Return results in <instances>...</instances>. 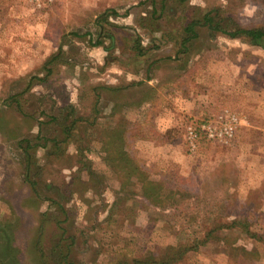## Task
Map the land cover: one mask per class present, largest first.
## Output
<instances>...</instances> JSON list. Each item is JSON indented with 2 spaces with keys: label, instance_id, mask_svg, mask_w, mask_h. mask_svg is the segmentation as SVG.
I'll use <instances>...</instances> for the list:
<instances>
[{
  "label": "rangeland",
  "instance_id": "374dc122",
  "mask_svg": "<svg viewBox=\"0 0 264 264\" xmlns=\"http://www.w3.org/2000/svg\"><path fill=\"white\" fill-rule=\"evenodd\" d=\"M187 4L183 11L169 0L164 27L150 32L142 20L150 16L151 0H0V110L9 126L20 127L19 138L36 135L38 124L23 121L4 101L23 90L31 74L43 75L60 46L70 64L60 63L46 85H34L28 112L44 119L69 106L89 116L80 123L86 131L79 144L87 145L82 163L74 143L63 159L48 156V146L35 150L44 169L38 188L69 212L77 264L126 259L132 264L169 244L203 239L215 219L237 224L220 229L176 264H264L263 242L248 235L264 236V41L254 44L203 29L185 57L174 44L182 24L210 8H218L233 25L264 26V0ZM101 14L105 29L97 22ZM106 32L114 33L113 50L105 48L111 45ZM138 37L148 48L144 56L132 49ZM98 40L103 45H95ZM105 84L113 88H99ZM224 110L239 116L231 142L200 134L196 150H190L186 127L214 120ZM117 125L125 130L127 149L151 177L190 192L164 208L142 197L139 186L122 189L103 157L102 135ZM7 137L5 127L0 131V224H14L15 244L27 249L48 202L24 182L18 139ZM56 208L50 211L58 213ZM10 264L38 263L22 251Z\"/></svg>",
  "mask_w": 264,
  "mask_h": 264
},
{
  "label": "trees",
  "instance_id": "16d2710c",
  "mask_svg": "<svg viewBox=\"0 0 264 264\" xmlns=\"http://www.w3.org/2000/svg\"><path fill=\"white\" fill-rule=\"evenodd\" d=\"M168 1L151 0L152 10L149 13L150 16L142 20V22H146L142 24V27L150 30V32L161 31L164 27V25H161V20L165 18ZM176 1L184 9L183 11L187 10V0ZM230 19L220 14L218 8H210L205 13L192 18L186 24H182L181 33L174 36L176 53L185 57L188 54V48L200 38L203 29H208L213 33H223L230 37L243 36L250 39L254 44H261L264 41V26L245 28L236 23L234 25L231 24ZM105 20L106 15L104 14H101L97 19L102 29H105ZM230 26H233V28ZM105 36L111 39V45L105 47L106 50H113L112 46L115 43L114 33L110 32L108 34L106 32ZM138 38L135 40L132 49L137 52V55L144 56L147 54L148 48L143 44L141 37ZM102 42L98 40L94 44L103 45ZM60 63L70 64L68 59L65 58L62 46L44 64L43 75H41V72L40 74H31L27 83H25L24 89L10 95L4 101L10 109L23 118V121H35L38 124L36 135H24L25 137L19 138L20 127L16 128L17 126H15L13 128L9 126L11 122L6 119L4 111L0 110V131H4L5 127H7L9 137L18 139L17 145L19 144L21 149L20 164L23 170L24 182L30 186L32 193L40 201L42 200L43 203L48 202V209L42 212V218L38 220L36 234L30 248L23 249L20 245L15 244V237L13 236L14 224L9 225L6 222L0 224V264L13 263L22 251L29 252L33 257V261L38 264H77L76 250L74 248L77 238L67 225L69 212L60 200L53 196H48L44 189L40 190L41 188H38V177L42 175L44 169L38 164L35 150L40 146H48L51 147L50 150L52 151L48 153V156L55 159L58 157L63 159L70 143H74L79 152L78 162L82 163L83 150L87 145L84 147L79 144L80 139H84V136H80V134L86 131L85 128H80V123L88 120L89 116H79L76 108L64 106L59 111L47 114V117L41 119L36 113H29L27 109L29 106L26 105L28 98H32L35 95L32 93L34 85L41 82L46 85L49 78L56 74L57 71L55 70ZM71 65L75 66L74 64ZM99 88L112 89L113 87L105 84L100 85ZM99 97V95L96 96L95 102L98 101ZM64 112L66 113L64 114ZM48 127H50V130L45 131V128ZM202 139L205 140V137H202ZM102 142L105 152L103 155L104 160L120 179L122 189L125 190L130 186H139L142 197L150 204L164 208H169L173 203L178 202V199L183 197V194L190 192L188 189L183 191L181 188H169L162 179L151 177L149 170L127 149L125 130L120 125L105 130L102 135ZM178 194L179 198L176 197ZM52 205L57 207L56 211L58 213L50 211ZM199 212L200 209H198L197 217ZM212 224L213 226L208 229L203 239L196 237L192 242L179 245L169 244L159 252H152L145 254L141 258L132 259V264H176L183 260L189 252L197 250L198 244L205 245L220 229L232 228L237 222L233 220L229 224H219V220L215 219ZM248 235L256 241L260 239L264 244V236L261 237L251 231L248 232ZM44 245L46 248L48 247L47 251L43 249ZM243 251L246 254H250L251 249H244ZM259 254L256 252V255ZM126 260H120L118 264H129Z\"/></svg>",
  "mask_w": 264,
  "mask_h": 264
},
{
  "label": "built area",
  "instance_id": "2783aa9c",
  "mask_svg": "<svg viewBox=\"0 0 264 264\" xmlns=\"http://www.w3.org/2000/svg\"><path fill=\"white\" fill-rule=\"evenodd\" d=\"M239 124V116L230 110H224L214 120H207L199 124H190L186 127V140L189 149L195 151L200 134L224 144L231 142Z\"/></svg>",
  "mask_w": 264,
  "mask_h": 264
}]
</instances>
